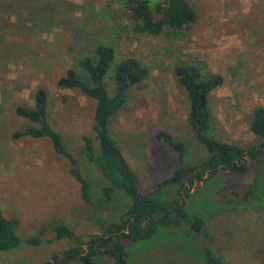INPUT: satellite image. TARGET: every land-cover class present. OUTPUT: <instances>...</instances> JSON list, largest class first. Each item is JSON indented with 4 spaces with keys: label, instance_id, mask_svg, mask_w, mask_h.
Masks as SVG:
<instances>
[{
    "label": "rangeland",
    "instance_id": "374dc122",
    "mask_svg": "<svg viewBox=\"0 0 264 264\" xmlns=\"http://www.w3.org/2000/svg\"><path fill=\"white\" fill-rule=\"evenodd\" d=\"M124 1L0 0V211L17 219L15 233L20 239L39 240L0 251V264L52 261L73 245L67 237L46 242L60 224L80 238L78 247L84 249L90 235L101 233L99 215L81 198L68 160L54 152L49 139L13 136L35 126L15 108L32 106L37 88L46 91L50 126L61 133L65 149L77 160L97 208L102 203V220L119 222L130 203L119 190L110 203H103L99 188L105 179L83 153L82 135L92 138L97 148L91 130L94 100L56 85L79 56L92 55L97 43L111 45L116 59L133 55L150 70L139 85L127 88L125 102L108 122L142 193L179 163L176 151L156 139L159 130L183 142L185 165L199 164L206 157L188 121L185 92L172 71L176 59H200L222 75V84L208 96L218 140L242 147L260 141L248 124L252 109L264 106V0H186L195 21L182 31L156 35L131 31ZM153 15L158 16L155 11ZM111 74L109 69L104 78L109 93ZM248 163L243 174L204 173L203 180L185 184L187 195L178 199L187 213L203 218L210 249L225 264H264V161ZM253 177L255 192L241 204L238 199ZM123 245L127 264H207L203 255L208 244L179 219L158 227L146 239ZM107 261L100 254L93 257V264Z\"/></svg>",
    "mask_w": 264,
    "mask_h": 264
},
{
    "label": "trees",
    "instance_id": "16d2710c",
    "mask_svg": "<svg viewBox=\"0 0 264 264\" xmlns=\"http://www.w3.org/2000/svg\"><path fill=\"white\" fill-rule=\"evenodd\" d=\"M124 8L128 15L127 25L135 33L156 35L164 30L182 31L195 21L194 11L186 0H158L153 5L150 0H125ZM153 11L157 17L153 15ZM109 69H112V93L108 92L104 82ZM172 71L176 82L185 92L188 121L194 136L205 147L206 157L199 164L185 165L183 142L174 139L170 133L159 130L155 134L156 139L176 151L179 163L169 176L153 184L147 193L140 191L136 173L112 138L108 122L125 102L127 88L144 81L149 76V68L133 55L116 59L114 48L100 42L93 46L92 55L79 56L75 65L67 67L56 79L58 87L77 90L94 100L91 130L97 140V148L95 149L92 138L82 135V149L86 159L95 164L105 179V183L99 188L103 203L113 200L115 190L123 192L130 200L117 223L103 221L104 217L99 212L102 203L97 208V202L89 194L90 185L78 170L77 160L65 149L61 133L50 126L46 91L37 88L33 93L32 106L15 108L17 115L35 126L14 132L13 136L48 138L54 152L68 160V170L80 184L81 198L91 206L95 215H99L97 223L101 233L89 236L86 249L78 247L80 238L65 225L55 226L53 237L46 239V242L67 237L73 240V245L55 254L52 261L41 264L72 261L93 264V257L97 254L107 258L106 264H127L124 241L146 239L158 227L167 226L177 219L208 244L203 255L207 264H225L220 255L210 249L211 238L204 227L203 218L187 213L178 199L183 200L187 195L185 184L192 186L195 180H203L206 170L209 174L219 170L243 174L249 170L248 162L258 163L260 159L264 161V106L257 105L252 109L248 124L249 130L260 140L257 145L242 147L232 142L220 141L213 135L208 96L222 84V75L209 70L206 63L197 58L176 59L172 64ZM256 183V177H253L243 188L239 203L247 201L253 195ZM17 224L16 218H6L0 211V251L22 244L39 243L36 238L20 239L15 233Z\"/></svg>",
    "mask_w": 264,
    "mask_h": 264
},
{
    "label": "water",
    "instance_id": "95a60500",
    "mask_svg": "<svg viewBox=\"0 0 264 264\" xmlns=\"http://www.w3.org/2000/svg\"><path fill=\"white\" fill-rule=\"evenodd\" d=\"M207 172H208V171L206 170V171H205V174H206Z\"/></svg>",
    "mask_w": 264,
    "mask_h": 264
}]
</instances>
